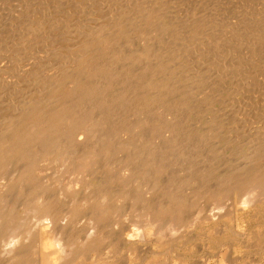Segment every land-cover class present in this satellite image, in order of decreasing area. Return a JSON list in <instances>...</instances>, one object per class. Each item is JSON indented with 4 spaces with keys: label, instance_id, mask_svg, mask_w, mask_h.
I'll use <instances>...</instances> for the list:
<instances>
[{
    "label": "rangeland",
    "instance_id": "374dc122",
    "mask_svg": "<svg viewBox=\"0 0 264 264\" xmlns=\"http://www.w3.org/2000/svg\"><path fill=\"white\" fill-rule=\"evenodd\" d=\"M123 1L124 0H0V78L4 81L6 80L4 83V81H1L0 79V86L2 84L4 86L8 84L4 87V89L2 85L0 89V129L5 126V119L14 113V107H18L17 109H20L21 107L23 108V106L25 105L24 102L27 101L26 99H32V97L36 98L38 97L37 95H39V97H43V95L45 96L46 92L50 90H47V83H49L48 81H50L52 77L59 75L58 72L60 70L58 69H60L62 66H68L69 64H72V61L74 60L73 57L76 61L78 60L79 62L84 60L87 69L92 64H94V66L96 67L97 62L99 61V64L104 66L105 69L112 68L117 72L120 71L121 77L118 79L116 84H112L111 86L106 88L104 96L107 97H102L101 100L90 99V97H88L82 102L85 108L90 109L94 113L93 118L95 122H99V119L106 118V123L102 125L96 124V134H98L97 142L93 137H90L88 139L89 142H96L97 144L104 145L107 141L114 146L120 143H126L128 147V145L131 144V141H133L132 145L134 147L136 145H140L141 139H138V137H141V135L146 132L145 134L148 137L145 134L144 135L147 139L150 138L149 134H151L152 136V133L149 132L150 130L146 129L141 133V130L136 127L135 132L130 133V131L124 129L127 126L133 128L138 121L142 120L147 115L150 116L154 112L161 113L162 117H164V120L169 124L168 128L172 129V132H167L165 130L166 127H163L160 130L157 129L159 127L158 124L156 126L153 124V122L149 124L153 128V130L156 129L155 134L158 135L159 132L162 131V135H159V137H151V146L148 144L145 147H152L154 152H169V158L167 159V168L164 172L158 171L159 173L153 175V179H157V185H152V183H150L151 179L149 177H147V180L141 179L140 181H138V183H134L132 180H128L129 182L126 183V188L124 187L126 191H129L132 188L136 189V187L139 186V196H142L145 199L146 197L151 199L158 197V201H167V196H164V193L163 195H161V189L163 188L164 190L165 186L175 184L177 186L179 185L180 194L188 197L189 199H192L191 202H196V207L194 208L195 210H202L203 207L207 206L208 203V207L218 206V201L215 202L211 198L206 197L203 192L206 190V188H213L216 184L219 186L221 184V181L225 177L230 176V173H232L234 170L236 171L238 167L243 166L245 164L243 162L245 161L247 155H249V152L252 153V145H255V140L258 136H261V132H264V63L257 66L255 63L251 64L248 66V68L244 69V71L248 69L249 72L246 71L243 74L237 73V75L236 66L238 65L239 68L238 60L227 58L228 56L226 55L224 57L222 55L221 57L220 55H214V53L209 51L205 52V50L201 49L200 47L196 48V50H187V57L183 53L179 52V45L175 44L177 39L175 35L172 36V33H174V31H176L177 29L176 27H178L176 24L177 20L179 18H189L192 13L197 14V16L200 18L204 17L207 20L209 19L210 22L222 20L223 22L221 21V23L223 24H230V22L232 24V22L236 21L237 18H241V16L238 15H242V17H251L250 19L252 20L253 18V20L255 21L257 20V18L254 19L253 16L255 15V13L253 12L259 13H256L255 16L257 17L261 15L264 16L263 14H261L264 12V0ZM142 2H145L146 6H148V4L152 5V7L150 8L161 7L163 10L167 11V15H169L166 16V19L168 21L165 23L167 25V30L170 33L166 34V37H162L160 34H158L157 31H150L148 34L146 33L147 36L143 37L140 35L139 31H136L139 26H136V28L132 26L134 22L131 20H133L134 18H131L129 16L136 14L139 8L137 5H141ZM127 3H129L130 5H128ZM132 6H135V9L131 11V9L133 8ZM127 9L130 11V13H128ZM194 9L196 11H193ZM191 10L192 12H190ZM234 13L236 15L238 13V15L236 16ZM202 14L205 16H203ZM117 15L119 17L121 16L120 18H117L122 19V23L117 29H113L111 27L112 23L110 22L113 18L116 19L115 17ZM127 16L128 18H126ZM226 19L229 20V23L226 22L228 21ZM224 20L226 21L224 22ZM219 21H217L218 24ZM39 23H42L39 30L40 33L37 30L32 31L31 26L33 27L36 25L37 27V25H40ZM87 24L89 26L91 25L92 28L88 27ZM98 24H105L103 26H105V29L108 28L107 31H111L113 29L109 34V37H113V39H110V41L108 42H105V40H103V42H105L103 43V45L109 47L111 53H108L106 50L103 52H96L91 47L92 41L89 39H92L90 37L95 33L94 26H96L97 28ZM29 29H31V31ZM89 29L92 30V33L89 31ZM82 30L84 31V34ZM26 31L28 32L27 34ZM34 32L35 34H33ZM85 32H90V34L88 33L86 35ZM30 37L31 40H29ZM18 38L20 39L18 40ZM27 38L29 40L28 43H26V41H28ZM22 40H24L25 42ZM136 40L137 42H135ZM173 41L175 42L173 43ZM20 42H22L23 44H21ZM89 44H91L90 48L88 47ZM85 45L88 47V49ZM160 45H163V47H161ZM84 46L85 48L83 49ZM171 46H173V49L171 48ZM162 49L165 50L163 51ZM86 50L89 51L87 52ZM143 50H146L145 54L142 55L138 53L139 51ZM78 51L81 56L80 54L78 56ZM192 51L194 52V54L192 53ZM177 52L179 53L178 55L176 54ZM202 52L207 55L204 54L203 56ZM69 54L71 55L69 56ZM169 54L170 56H167ZM212 54L215 57H213V59H216L214 63ZM71 57L72 61L70 59ZM175 59L178 61L176 62ZM64 60L69 63L67 64L66 62H64ZM222 60H225V63L222 62ZM158 61H161L160 65L156 64ZM220 62H222L223 66L225 64L229 65V63L230 65H232L231 63H233L234 66L231 67L230 71L228 70L230 74H233L232 77L229 73L227 74V72L226 77L224 76L225 73H223L224 75L221 76V73L225 72V70L221 71V73L218 71L221 70L220 67L223 68L222 66H220L222 65ZM60 63L65 64L62 65ZM162 63L163 66L164 64L165 66H167L166 64H168L172 72V67L175 69L177 65H182L181 68H178L179 73L176 74V84L174 85V87L176 88L175 91L169 93L164 97L166 101L163 104L162 101H155L150 104L151 101L148 100V98H150L149 93L153 92V88H155L151 86V76L154 74H157L158 76H160L162 73L164 74V72L160 71L158 68L159 66H162ZM200 63L203 64L201 65ZM216 64L219 65L216 66ZM48 66L52 69H50ZM192 66H194V70L191 69ZM261 66L263 68H260ZM251 67L253 69H251ZM256 67L259 68L257 69L258 71L256 70ZM25 68L33 73L27 71ZM16 69L20 70L16 71ZM13 70L16 71V74L18 76L13 75L15 73V71ZM217 71L218 73H220L218 76L217 74H215ZM257 73L262 74L259 75ZM188 74L191 75V77H189ZM177 75L179 77H177ZM209 75H211V77ZM1 76H3V78ZM11 76L13 78H11ZM146 78H149L150 80L148 82H145ZM221 78H223V80H220ZM8 80L14 81L15 84L13 82H10L11 84L8 83ZM222 81H224L225 83ZM142 82L149 85H145L144 87L138 89V86L142 84ZM171 82H173L172 84H174V81H170V83ZM191 84L193 86H189ZM256 84H259L260 86H257ZM9 86H11L12 89L10 88L9 90ZM20 86H22V89ZM24 86L25 88L27 86L29 88L24 89ZM17 87L20 90H18ZM191 87H193L191 91H188L187 88ZM176 89L178 90L176 91ZM10 91L13 92L11 95ZM120 95H124L125 97L130 96V99H128V101L126 102L127 104L118 105L112 111L113 113L108 115H106V113L100 112L96 114V112L101 107H103V109L105 110L104 105L107 106L109 100L117 99ZM183 97H185L187 101L185 100L183 102H178V98ZM91 100L95 101L92 102ZM152 108L156 111L151 110ZM1 124H3V126H1ZM253 131H255L256 133ZM253 136H257L256 139L255 137L253 138ZM250 140L252 143H250ZM257 140H259V138ZM137 141L138 143H136ZM132 149L136 151L135 148L132 147ZM130 151V148L127 150H120L119 146H117L114 152L116 166H121L122 162L124 161L123 157ZM143 154L148 153L143 152ZM240 164L241 166H239ZM11 167L12 166L9 165L8 170L11 171ZM45 169L44 172L40 173V175L46 176L43 178V181L46 182L45 184L48 187V193L50 194L51 199L57 202H61V204L64 203L68 207L77 203L80 200L81 196L86 198L91 196L93 190H95L98 186V183L96 182H98L99 179H102V177L103 181H101L102 183L100 185L104 183L108 187L111 185L110 188L115 189L116 185L120 188H123V185H121L119 181H106V176L104 175L106 174V171L103 168L97 169L92 173L85 172L80 173L79 175L77 172L68 170L67 167L62 163L50 162L46 165ZM200 171L202 174V171H206L205 174L209 173V178L206 179L205 177H200ZM193 173L197 175L198 183L190 182L191 178H188V175H192ZM213 175L214 177H216L215 179ZM37 176L35 177V180L38 179ZM199 182H202L203 186L200 185ZM112 185H114V187ZM153 186H156V188H158L156 193L152 192ZM149 187H152L151 192H146L147 189H150ZM3 190H5V187L0 185V191L3 192H1L2 195H4ZM76 193L77 195H75ZM237 196L238 195H234V193H231L229 196L227 195V197H225L226 199L224 198L222 200V207L220 209H222L223 211V217L219 219H212L211 217H201L199 220H196L195 213L197 211H195L192 214V217L187 219V221L182 223L176 222L174 224L176 230L174 229L173 231L170 230L171 226H169L167 222L162 226V220L152 221L151 218L146 214V211L144 209H141V200L137 203L138 209H133L135 205L134 201L116 197L111 201L112 203L110 202V207L108 206V204L107 206L109 208L121 207L122 212L119 211L118 214L112 213L109 216V219L106 218L108 219L107 222H110H108L109 224L104 230V232L108 236V238H105L104 241L106 240L105 244H108L111 237L116 238L118 240L117 242L119 245V249L114 251V249L112 250L111 248H105V251H108V254L107 252H104L101 253L99 257L96 254H92L91 256H89V261L92 262L91 264H139L140 259L147 256L146 254L154 251L153 247L156 244H159L160 246L167 240H178V242L174 246H172L173 251L170 252V255L171 257H173V259H163V261H166L164 263L264 264V188L263 190H261V195L257 200H255V202L249 201L248 197H245V195L243 194L241 195L242 197H240V195L238 197ZM11 197L12 196L9 197L10 200L6 199L9 200V203L8 201L6 202L5 200H1L2 203L0 202V208L6 207V205H13L18 201L19 204L16 205L18 206V209L20 208L18 216L19 220L21 222L23 220V224H25V222L27 223L25 224L27 229H33L35 227L36 228L33 231L30 230L31 232H28L29 230H26L28 232L27 235V232L22 233V231H17L14 234L15 236H10L8 240L10 239L11 242L13 241L17 245L16 242H18L19 240V242H21L23 241L22 239H26L24 240V244H29V246H31V250H35L37 248L35 250V252L38 251L37 254L41 253V251H43V244L45 242L41 244L43 240H41L40 243L39 239L36 240L37 238L35 239L34 237L37 236L35 235L36 233L39 236V231L45 230L44 228L45 226L47 227L48 219L43 218L34 210L36 205L32 202L29 206L23 207V202H25L26 199L20 197L19 194H15L12 199ZM80 208L81 209L78 210L79 214L77 215V220H74L73 224H71V227L73 228L71 230L74 231L73 233H77L78 230L79 233L82 232L81 234H83L85 231L83 228L87 230L91 225H93L92 222L94 215L92 214V212H88L83 206H80ZM194 209L192 211H194ZM69 214L70 213H66V215L63 214V217L66 218ZM40 222H42L43 226L40 225ZM35 223L36 225H39L38 227L42 228H38ZM240 224L244 227H242ZM239 228L242 230L245 228L246 230L244 229V232L247 231L249 235L253 233L255 237L253 239L254 241L248 240L247 243L246 238H238L240 237L239 235H237L238 231L240 232ZM36 229L39 231H37ZM162 229L164 231L161 232L160 230ZM90 230L93 229L91 228ZM233 230L236 232H234ZM256 231L258 232V235H256ZM232 232L233 234H231ZM259 232L260 234H263L260 235ZM20 235L22 239H20ZM129 235L133 237L132 240L129 237L126 238V236ZM257 236L259 238H257ZM260 237L262 238V240ZM56 238H59V236L53 237V240L55 239L56 241L54 242V247L47 249L49 253H51L52 249H58L60 246H62L61 242L59 243ZM256 238L260 240L259 244H257L258 242L256 243V241H258ZM1 242L0 253L1 256H3V251H5L6 247L5 241L4 243L2 242L3 244ZM56 242L57 244H55ZM249 242H251L252 244H249ZM253 242L256 243L255 245H259L258 247H262L263 250L261 248H256V246L253 245ZM31 243H33V245ZM244 245H246V248L244 247ZM74 246L76 247L75 249H78L79 247L82 248V250L84 249L83 247H81L83 246L82 243H75ZM182 253L184 254V256ZM1 256L0 260H3L4 258L2 259ZM39 257L41 256L38 254V259L37 257L35 258L39 261L38 262L36 260L38 263L45 261L43 259H47V255L46 257L40 258V260L42 261L39 260ZM178 257L180 260L176 259ZM101 260L103 261L98 262ZM183 260L186 261L182 263ZM87 261L88 260H86V263ZM57 262L59 263V261ZM46 263L48 262L46 261L45 264ZM54 263L50 262L48 264ZM88 264H90V262Z\"/></svg>",
    "mask_w": 264,
    "mask_h": 264
},
{
    "label": "bare ground",
    "instance_id": "6f19581e",
    "mask_svg": "<svg viewBox=\"0 0 264 264\" xmlns=\"http://www.w3.org/2000/svg\"><path fill=\"white\" fill-rule=\"evenodd\" d=\"M128 1L129 0H127V2ZM132 3H134V2H132ZM199 3H200V1H199ZM127 4L130 5L129 3H127ZM262 4H263V2H262ZM124 6H122V7H124ZM137 6L139 8H138L136 14H134L135 16L134 15H130V16L128 15V16L131 18H134L133 20H131L134 22V24L132 26L134 28H136V26L137 27L139 26L136 29V31H139L141 36H143V37L147 36V34L150 31H157L158 34H160L162 37H166V34L170 33L167 30V25L165 23L168 21L166 19V16L169 15V14L167 15L166 10H163L161 7L157 8L155 6H154L155 8H150V7H152V5L148 4V6H146L145 2H142L141 5H137ZM120 7H118V8H120ZM134 7L131 9V11L133 9H135ZM15 11H17V10H15ZM127 11H128V13H130V11L128 9H127ZM193 11H196V10L194 9ZM190 12H192V10ZM253 13H255V15H256V13L259 14L258 12H253ZM261 14L264 15V12ZM20 15H19V17H20ZM237 15H238V13H237ZM255 15L253 16L254 19L257 18V20H255V21L253 20V18L251 20L250 19L251 17H247V16L242 17V15H238V16H241V18L240 17L237 18V20L233 21L232 24H231V22H230V24H223V23H221L222 20L221 21L217 20V21H219V24L217 23V21L210 22L209 19L207 20L204 17L200 18L195 13H192L189 18L180 19L178 16L179 19L177 20V23H176L178 27L175 26L178 30L176 29V31H174V33H172V36L175 35L177 41L176 42L173 41V43L175 42V44L179 45L178 46V49H180L179 52L183 53L184 55H186L188 53L187 50L188 51L191 49L196 50V48L200 47L201 49L205 50V52L209 51V52L214 53V55L217 54V55H220L221 57H222V55H223V57L226 55V56H228L227 58H232L233 60H238L239 61V68H238V65L235 64V65H237L236 66V68H237L236 74L237 73L243 74L246 71H248V69H246V71H244V69L248 68L249 65L255 63L257 66V65H262L264 63V16L261 15V16L257 17ZM128 16L126 18H128ZM203 16H205V15H203ZM117 17H119V16L117 15L115 17L116 19L113 18L110 22V23H112L111 27L113 29H117L122 23V19H119L121 16L119 18H117ZM16 19H17V16H16ZM228 19H226V20H228ZM226 20H224V22ZM137 22H138V24H137ZM226 22L229 23V20ZM129 23H132V22H129ZM39 24L40 25H37V27H36V25L33 27L31 26L32 31L37 30L39 32L42 23H39ZM107 24H108V22H107ZM103 25H105V24H103ZM103 25L98 24L97 28H96V26H94L95 33L90 37L92 39H89L92 41V45L89 44L88 47L90 48V45H91V47L96 52L97 51L103 52L106 50L108 53H111V51L109 50V47L103 45V43L110 41V39H113V37H109V34L113 29L111 31H107L108 28L105 29V26H103ZM21 27H23V26H21ZM88 27L92 28L91 25L90 26L88 25ZM133 27H131V28H133ZM31 29H29V30L31 31ZM129 30H131V29H129ZM89 31L91 32L92 30L89 29ZM90 32H87V33L85 32V33L87 35L88 33L90 34ZM107 32H109V33H107ZM27 33L28 32L26 31V34ZM80 33H81V30H80ZM21 34H22V32H21ZM33 34H35V32ZM83 34H84V31H83ZM11 35H13V34H11ZM80 35H82V34H80ZM80 35H78V36H80ZM132 36H133V34H132ZM19 39L20 38H18V40ZM54 39H56V38H54ZM27 40H28V38H27ZM29 40H31V37ZM29 40L26 41V43H28ZM103 40H105V42H103ZM22 41H24V40H22ZM39 42H40V40H39ZM135 42H137V40ZM20 43L23 44L22 42H20ZM16 44H18V43H16ZM29 46H31V45H29ZM85 46L83 47V49L85 48ZM88 47H87V49H88ZM161 47H163V45ZM172 47L173 46H171V48ZM172 49H171V51H172ZM175 49H176V47H175ZM75 50H77V49H75ZM162 50L164 51L165 49H162ZM145 52H146V50H143V51H139L138 53L143 55V54H145ZM192 53L194 54L193 51H192ZM77 54L79 56V54H80L79 51L77 52ZM176 54L178 55L179 53L177 52ZM195 54H197V53H195ZM204 54L205 53L202 52L203 56H204ZM70 55L71 54H69V56ZM205 55H207V54H205ZM80 56H81V54H80ZM167 56H170V54ZM220 56H218V57H220ZM38 57H40V56H38ZM213 57L214 56L212 54V59H213ZM70 59L72 61V57ZM73 59L74 60L72 61L73 62L72 64H69L68 66H62L60 69H58V70H60L58 72L59 75L52 77L50 79V81H48L49 83H47V90L48 89H50V90L46 92L45 96L43 95V97H39V95H37L38 97H36V98L32 97V99L29 97L30 99H26L28 102L27 101L24 102L25 105L23 106V108L21 107L20 109H17L18 107L17 108L14 107V109H13V110H15V111H13L14 113L11 116L8 115L9 117H7L5 119V121H6L5 126L0 129V185L5 187V190H3L5 196L2 195L3 192L0 191V202H1V200L2 201L5 200L6 202L8 201V203H9V200H10L9 197L10 196L13 197L15 194H19L20 197H23L26 199L25 202H23V207L29 206L32 202L36 205L34 210L37 213H39L43 218L48 219L47 227L45 226V228H44L45 230L39 231L36 229L37 231L40 232L39 236L35 231V233H36L35 235H37V236H35L34 238L35 239L37 238L36 240L39 239V242L41 240H43L42 243L40 242L41 244H43L45 242L43 244L44 246L42 245L43 251H41V253H38V254L42 258L46 257V255H47V257H46L47 259H43L45 261L40 260L41 257H39V260L42 262L38 263L39 262L37 260L38 259V254H37L38 251L35 252V250L37 248L35 250H31V248H30L31 246H29V244L28 245H27V243L24 244V240H26V239H22L21 235H20V239H22L23 241L19 242L20 241L19 240L18 242H16L17 245L15 244V242H13V241L11 242L10 239L8 240V238L10 236L14 235L17 231H20V232L22 231V233H24V232H27L26 230H29L28 232H31L30 230L33 231V230H35L36 227L35 228L32 227L33 229H31V228L27 229L25 226V224H27V223L25 222V224H23L24 221L22 220V222H21L19 220L18 216H19V209L20 208L18 209V206L16 205V204H19L18 201H17V203H14L13 205L9 204L10 206L6 205V207L0 208V239L3 243L5 241V247H6L5 251H3L4 249L2 250L4 252V255L2 252V255L4 257L1 256V253H0L1 258L2 259L4 258L3 260H0V264H45L46 261L48 263H50V262L54 263L55 262L54 264L58 263L57 261H59L58 264H88L89 262L91 264L92 262L89 261V256H91L92 254H96L99 257L101 253L107 252V254H108V251H105V248H111L112 250L114 249V251L118 250L119 245L117 242L118 240L116 238L111 237L108 244H105L106 240L104 241L105 238H108V236L106 235L104 230L108 226V224H109L108 222H110V221L107 222V220L110 218L109 216L112 213L118 214L119 211H121V209H122L121 207L109 208L110 202L112 200H114L116 197L134 201L135 205H134L133 209H138L137 203H138V201L140 202V200H141V205H142L141 209H144L146 211V214L151 218V220L152 221L162 220V226L165 225V223L167 222V224L169 226H171L170 230H172V231L174 229L176 230V227L174 226V224L176 222L182 223V222L187 221V219L192 217V214L195 211H197V209L196 210L194 209L196 207V205H195L196 202H193V201L191 202L192 199H189L188 197L180 194L179 185L177 186L175 184H170V185L165 186L164 190H163V188L161 189V191H162L161 195H163V193H164V196L166 195L168 198L167 201L166 200L158 201V197H156V196H155L156 198H152V199L147 198V197L145 199L142 196H139V194H138L139 186L136 187V189L132 188L131 190L126 191L125 188H126V183L129 182L128 180H132L134 183H138V181H140L141 179L147 180V177H149L151 179L150 183H152V185L153 184L157 185L156 184L157 179L154 180L153 175L154 174L156 175V173H159V172H164L165 169L167 168V165H168L167 159L169 158V152H162V153H161V151L160 152L159 151L154 152L152 147H148L149 149L145 147L146 145L151 144V141H150L151 137H153V136L159 137V135H162V131L159 132L158 135L155 134L156 129L153 130V128L149 124L152 122L155 126L158 124L159 127L157 129H160V130L163 127L164 128L166 127L165 130L167 132L168 131L172 132V129L168 128L169 124L164 120V117H162L161 113H159V112H154L150 116H148V115L145 116L142 120L138 121L137 124L133 128H131L129 126H127L125 129L123 128L124 130L130 131V133L135 132L136 127L141 130V133L144 132V130L149 129L150 130L149 132L152 133V136H151V134H149L150 138L147 139L146 138L147 135L145 134L146 132L143 133L141 135V137H138V139H141V144L136 145L135 147L132 145L133 141H131V144L128 145V147L130 148L131 151L129 153L125 154V156L123 157L124 161L122 162L121 166H119V167L116 166L115 156H114L115 149L117 148V146H119L120 150H127V149H129L127 147V144L126 143H120V144H117L114 146L110 142H107L106 140H105L106 143L104 145L97 144L96 142L98 139V134H96V130H97L96 124L102 125V124L106 123L105 122L106 118L99 119V122H95L94 118H93L94 113L90 109L85 108V106L82 104V102L88 97H90V99H100V100L102 99V97H107V96H104V93L106 92V88L111 86L112 84H116L118 79L121 77V73H120V71L117 72L116 70H113L112 68L105 69L104 66L99 64V61L97 62L96 67L94 66V64H92L87 69V66L84 63V60L79 62L78 60L76 61L74 57H73ZM172 60H174V59H172ZM215 60L213 61V63L215 62ZM177 61L178 60H176V62ZM64 62H66V61L64 60ZM200 62H201V60H200ZM222 62L225 63V60L224 61L222 60ZM222 62H220V63L222 64ZM10 63H12V62H10ZM66 63L68 64L69 62H66ZM60 64L64 65L65 63H60ZM156 64L160 65L161 61L160 62L158 61ZM231 64L232 65H230V63H229V65L228 64H225L224 66H223V64L220 65L223 68L220 67L221 70H218V71L221 73V71L225 70V72L221 73V76L224 75L223 73H225L224 76L226 77V72L228 74L229 71L231 70V67L234 66L233 63H231ZM166 65L167 66H165V64H164V66H163V63H162V66L158 67L160 71L164 72V74L163 73L161 74L162 76L161 75L158 76L157 74H154L151 76V81H152L151 86L155 87V88H153L155 90V92L153 90V92L149 93L150 98H148V100L151 101L150 104L155 102V101H157V102L162 101V104H163L166 101V99L164 97L166 95H168L169 93L175 91L176 87H174V85L176 84L175 83L176 74L179 73L178 68H181L182 65L181 64L179 66L177 65L175 69L172 67L173 72L170 70L169 65L168 64H166ZM217 65H219V64H216V66ZM193 67L194 66H192L191 69L194 70ZM215 68H217V67H215ZM260 68H263V67L261 66ZM50 69H52V68H50ZM56 69H54V70H56ZM208 69H210V68H208ZM212 69H213V67H212ZM251 69H253V68L251 67ZM257 69H259V68L256 67V70ZM19 70L16 69V71H19ZM211 70H209V71H211ZM13 71H15V70H13ZM16 71L13 75H17ZM27 71H30V70H27ZM184 71H182V72H184ZM218 71L215 73V74H217V76L220 74V73H218ZM240 72H242V73H240ZM31 73H33V72H31ZM262 73H257V74L261 75ZM252 74H253V71H252ZM22 75H21V77H22ZM24 75H25V73H24ZM230 75H231V77L233 76V74H230ZM209 76L211 77V75H209ZM1 77L3 78V76H1ZM14 77H16V76H14ZM25 77H27V76H25ZM177 77H179V76L177 75ZM189 77H191V75H189ZM11 78H13V77L11 76ZM149 80H150L149 78H146L145 82H148ZM220 80H223V78H221ZM1 81H4V80L1 79ZM5 81H4V83H5ZM170 81H174V84H172L173 82L170 83ZM200 81H199V83H200ZM10 82L14 83V81L8 80V83H10ZM99 82H101V83H99ZM222 82H224V81H222ZM253 82H251V83H253ZM192 84L189 86H193ZM7 85H5V86H7ZM145 85H149V84L142 82V84H140L138 86V89L141 87H144ZM194 85H196V84H194ZM1 86H0V89H1ZM5 86L3 85V89ZM257 86H260V85L258 84ZM20 87L22 89V86H20ZM10 88L12 89L11 86H9V90H10ZM17 88H16V90H17ZM26 88H29V87L27 86ZM26 88L24 86V89H26ZM192 88L193 87L187 88V89H188V91H191ZM201 89H203V88H201ZM18 90H20V89L18 88ZM156 90H158V91H156ZM177 90L178 89H176V91ZM13 91H15V90H13ZM12 93L13 92H11L10 95ZM35 93H37V92H35ZM7 95H9V94H7ZM128 99H130V96L125 97L124 95H120L117 99L109 100L107 103V106L104 105L105 110L103 109V107H101L96 112V114L98 112L106 113V115L111 114V113H113L112 111L118 105L127 104L126 102L128 101ZM185 100L187 101V99L185 97L178 98V102H180V101L183 102ZM91 101L93 102L95 100H91ZM19 103H20V101H19ZM16 109H17V111H16ZM151 110L156 111L153 108ZM3 124H4V122H3ZM3 124H1V126H3ZM253 132H255V131H253ZM90 137L95 138L96 142H89L88 139ZM254 137L256 139L257 136H253V138ZM258 138H259V140H257ZM257 139L255 140V143H254L255 145H252V151H251L252 153L249 152V155H247V153H248V151H247V153H246L247 157L245 158V161L242 160V161H244L243 163H245L243 166H241V164H240L239 166H241V167H238L236 169V171L234 170L232 173H230L229 174L230 176L225 177L221 181V184L218 183V184H220L219 186L216 184L213 188H211V187L206 188V190L203 192L204 195L208 198H211L215 202L218 201L219 203H217L218 206H215V207H208V205H209V203H208L207 206L203 207L202 210H198L195 213L196 214V216H195L196 220H199L201 217L202 218L211 217L212 219H219V218L223 217V214H222L223 211H222V209H220L222 207V200L225 197H227V195L229 196L231 193H234V195H238V196L240 195V197H242L241 195L243 194V195H245V197H248L249 201L255 202V200L258 199V197L261 195V190H263V188H264V132H261V136L260 137L258 136ZM131 140H134V139H131ZM253 141H254V139H253ZM136 143H138V141ZM250 143H252L251 140H250ZM84 146H86V147H84ZM132 147L135 148L136 151H134L132 149ZM143 152H147L148 154H143ZM204 159H206V158H204ZM50 162L62 163L64 166L67 167L68 170H72L73 172H77L79 175H80V173H85V172L86 173H92L97 169L103 168L106 171V174H104L106 176V181H108V182H110L111 180H113V181L115 180L117 182L119 181L120 184L123 185V188H120L117 185H116L115 189L110 188L111 185L108 187L104 183L102 185H100L102 183L101 181H103L102 180L103 177H102V179H99L98 182H96V183H98V186L95 190H93V192L91 193V196H89L88 198L81 196L80 197L81 201L79 200L77 203L70 205L68 207L64 203L61 204V202H57V201H54L53 199H51V196L48 193V187L45 184L46 182L43 181V178L46 176L44 174H43L44 176L40 175V173L44 172L46 165L49 164ZM9 165L12 166L11 171L8 170ZM229 167H231V166H229ZM46 169H45V171H46ZM202 172L204 175L200 171L199 172L200 177H202V178L205 177L206 179H208L209 173L205 174L206 171H202ZM45 174H47V173H45ZM215 175H216V173H215ZM36 176L38 178L37 180H35ZM48 176H49V174H48ZM213 177H214V175H213ZM188 178H191L190 182L198 183V177L196 174L193 173L192 175H188ZM215 178L216 177H214V179ZM96 181H97V179H96ZM146 183H147V181H146ZM199 184L203 186L202 182H199ZM99 185H100V187H99ZM112 186L114 187V185H112ZM11 187H12V189H11ZM151 188L147 189L146 192H151V190H152ZM157 189L158 188H156V186H153L152 192L156 193ZM75 195H77V193ZM12 197H11V199H12ZM6 199H9V200H6ZM225 203H226V201H225ZM107 204L109 207L107 206ZM233 204H234V202H233ZM80 206H83L88 212H92V214L94 215L93 222H92L93 225H91L87 230L82 227L85 230V231L83 230L84 231L83 234H81L82 232L79 233L78 230H77V233L76 232L73 233L74 231L71 230V229H73L71 227V224H73L74 220L75 221L77 220L76 218H77V215L79 214L78 210L81 209ZM193 209H194V211H192ZM66 213H70V214L65 218V217H63V214L66 215ZM242 215H243V213H242ZM106 218H108V219H106ZM32 223H30V224H32ZM35 225H36V223H35ZM40 225H42V222H40ZM31 226H33V225H31ZM36 226L38 227L39 225H36ZM74 227H76V226H74ZM242 227H244V226H242ZM38 228H42V227H38ZM91 228L93 230H90ZM244 229L243 230L240 229V232L237 230L238 231L237 235H239L240 237H238L237 235L236 236L238 238H241V237L246 238L247 243H248V240L254 241L253 239L255 237H254L253 233H251L249 235V233L247 231L244 232L246 230V229L245 230ZM81 231H82V229H81ZM160 231L162 232L164 230L162 229ZM28 232L26 233V235L28 234ZM158 232H159V230H158ZM169 232H171V231H169ZM234 232H236V231H234ZM263 233H264V231H263ZM231 234H233V232ZM242 234H243V236H242ZM259 234H260V232H259ZM262 234H260V235H262ZM256 235H258V232L256 233ZM14 236H12V237H14ZM57 236H59V238H56V239H57V241H59V243L61 242L62 246H60L58 249H52L51 253H49L47 251V249L54 247V242L56 240L55 239L53 240V237H57ZM173 236H175V235H173ZM128 237L129 236H126V238H128ZM261 237H263V236H261ZM227 238H230V237H227ZM257 238H259V237L257 236ZM35 239H34V241H35ZM238 240H240V239H238ZM261 240H262V238H261ZM259 241L260 240L256 241V243L258 242L257 244H259L260 243ZM177 242H178V240H175V241L174 240L173 241L167 240V241L163 242V244L160 246H159V244H156L153 247L154 251L150 252L149 254H146L147 256L140 259L139 264H166V263H164L166 261H163V259H170V260L173 259V257H171V255H170V252L173 251L172 246H174ZM261 242H263V241H261ZM12 243H14L16 246ZM75 243H82L83 246H81V247H83L84 249L82 250V248H80V247L78 249H75L76 248L74 246ZM154 243H155V241H154ZM250 243L251 242H249V244ZM256 243L253 242V245L256 246V248L262 249V247H258L259 245L258 246L255 245ZM31 244L33 245V243H31ZM55 244H57V242ZM135 244H137V243H135ZM253 245H252V247H253ZM127 246H128V244H127ZM247 246H249V245H247ZM34 247H35V245H34ZM34 247H32V248H34ZM130 247H132V246H130ZM244 247L246 248V245H244ZM174 249H175V247H174ZM254 250H256V249H254ZM183 256H184V254H183ZM36 257H37V259H35ZM137 259H139V258H137ZM176 259L180 260L179 257ZM86 260H88L89 262L87 261V263H86ZM102 261L103 260L98 261V262H102ZM185 261L183 260L182 263H184ZM104 262H105V260H104ZM48 263H46V264H48ZM135 263H136V261H135Z\"/></svg>",
    "mask_w": 264,
    "mask_h": 264
},
{
    "label": "clouds",
    "instance_id": "9594fccd",
    "mask_svg": "<svg viewBox=\"0 0 264 264\" xmlns=\"http://www.w3.org/2000/svg\"><path fill=\"white\" fill-rule=\"evenodd\" d=\"M129 238L132 239L133 237L131 235H129Z\"/></svg>",
    "mask_w": 264,
    "mask_h": 264
}]
</instances>
